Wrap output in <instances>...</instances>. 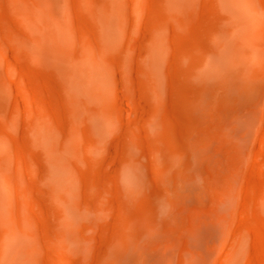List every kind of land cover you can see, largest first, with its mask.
I'll return each instance as SVG.
<instances>
[{"label":"rangeland","instance_id":"1","mask_svg":"<svg viewBox=\"0 0 264 264\" xmlns=\"http://www.w3.org/2000/svg\"><path fill=\"white\" fill-rule=\"evenodd\" d=\"M241 11L0 0V264H264V50Z\"/></svg>","mask_w":264,"mask_h":264},{"label":"bare ground","instance_id":"2","mask_svg":"<svg viewBox=\"0 0 264 264\" xmlns=\"http://www.w3.org/2000/svg\"><path fill=\"white\" fill-rule=\"evenodd\" d=\"M220 1L226 2L227 0H220ZM238 4L242 7V11L239 13V17L240 18L235 22L234 28H236L240 33H244L245 35H248V39L253 44L254 49L264 50V32L259 31V30L256 29V27H258V25H259L258 22L260 20V17H258V15L260 14V16H263L264 17V14H263V11H262V7L259 4H257L256 0H238ZM262 4H264V3L261 2V5ZM263 9H264V5H263ZM108 13H110V12H108ZM133 14H135V13L134 12L130 13V15L134 16ZM41 23H42V25L36 23V25H37L36 28H39L40 29L43 26H45L47 29H44V30L45 31L48 30L50 32V34H55L54 33L55 30H56L55 32L58 31L57 27L54 28V31L52 30V28L55 27V26L52 25L53 23L50 20H48V22H46L45 25H43V22H41ZM255 25H257V26H255ZM53 36L55 37V35H53ZM240 40H242V39L240 38ZM235 48H238V46L235 47ZM254 51H253V53H254ZM235 52H237V51L235 50ZM263 73H264V71H263ZM24 172L26 174H34V171L31 170V169H29L28 167H24ZM2 186L4 188H10L9 181L7 179L3 178V180H2Z\"/></svg>","mask_w":264,"mask_h":264}]
</instances>
